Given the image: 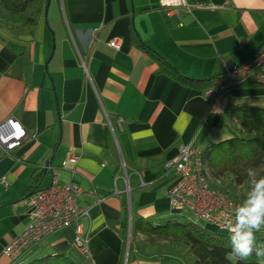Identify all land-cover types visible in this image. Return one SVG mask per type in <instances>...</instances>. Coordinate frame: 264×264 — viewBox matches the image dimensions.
Here are the masks:
<instances>
[{"label":"crops","instance_id":"obj_1","mask_svg":"<svg viewBox=\"0 0 264 264\" xmlns=\"http://www.w3.org/2000/svg\"><path fill=\"white\" fill-rule=\"evenodd\" d=\"M185 1L193 8L178 16L159 0H49L35 26L14 34L0 25V123L13 118L27 134L11 156L0 150V264H10L3 250L53 173L82 192L88 254L71 226L17 264L59 254L74 264H165L127 254L124 218L190 219L168 198L179 148L228 141L234 108L264 109V87L232 88L210 103L203 88L172 76L208 81L250 60L264 47V0ZM256 237L258 245L264 229Z\"/></svg>","mask_w":264,"mask_h":264},{"label":"built area","instance_id":"obj_2","mask_svg":"<svg viewBox=\"0 0 264 264\" xmlns=\"http://www.w3.org/2000/svg\"><path fill=\"white\" fill-rule=\"evenodd\" d=\"M159 6L178 16L182 12L189 13L193 8L185 0H159ZM108 46L118 49L116 42ZM246 82L264 84V47L239 67L225 71L205 94L209 99H214L222 84L235 86ZM26 139L25 130L15 119L8 118L0 123V150L4 155L11 156ZM202 152L191 144L179 148L177 160L171 165L177 181L168 192L170 206L176 211H187L191 221L204 223L212 229L211 232L230 238L229 219L238 205L208 187L202 172ZM69 162L75 164L77 159L70 157ZM81 196L82 192L75 184L62 185L57 174L53 173L49 185L28 199L31 211L29 222L3 250L10 264H17L47 237L71 226H76V249L82 255H87V240L82 237L78 224L81 218L88 216L87 208L78 207ZM89 196L93 197V194L89 193Z\"/></svg>","mask_w":264,"mask_h":264},{"label":"trees","instance_id":"obj_3","mask_svg":"<svg viewBox=\"0 0 264 264\" xmlns=\"http://www.w3.org/2000/svg\"><path fill=\"white\" fill-rule=\"evenodd\" d=\"M47 2L48 0H0V24H3L2 17H7L9 21H20L22 28L33 27L43 17L47 9ZM4 24L3 27H5ZM134 44L137 43L134 42ZM172 76L186 87L203 88L205 91L212 89L213 82L217 79L190 81L173 71ZM245 86L264 87V84L246 82L233 86L225 83L218 89V97L229 89ZM229 125L236 133V137L206 148L202 153V164L204 169V166L207 167L206 170L210 172L214 182L223 178L236 187L244 185V193L230 194L234 198V202L236 200L241 204L250 189L247 169H255L258 177L264 175V109L246 106L234 108L230 112ZM209 186L213 190H220L216 186L210 184ZM36 192L38 191H34L33 194ZM221 193L228 199L227 192L222 191ZM126 219L125 217V227H127ZM136 236H142L148 244H154V238L157 237L160 242L167 243L172 249L178 250L179 255L165 254L160 257L162 259H158L159 262L165 264H264V259H258L255 256L246 261L235 260L231 255L230 238L219 236L205 228L201 229L188 218L183 219L181 223L167 221L163 225L157 226L140 219L131 220L130 250L131 242H135ZM259 245H264V238L260 240ZM136 252L147 260L148 256H144L139 250ZM155 261L157 262V259ZM29 264L74 263L65 254H59L32 261Z\"/></svg>","mask_w":264,"mask_h":264},{"label":"clouds","instance_id":"obj_4","mask_svg":"<svg viewBox=\"0 0 264 264\" xmlns=\"http://www.w3.org/2000/svg\"><path fill=\"white\" fill-rule=\"evenodd\" d=\"M250 189L229 219L231 255L237 261L255 256L264 259V245H257L256 234L264 229V175L247 169Z\"/></svg>","mask_w":264,"mask_h":264},{"label":"rangeland","instance_id":"obj_5","mask_svg":"<svg viewBox=\"0 0 264 264\" xmlns=\"http://www.w3.org/2000/svg\"><path fill=\"white\" fill-rule=\"evenodd\" d=\"M43 16H45L43 14ZM42 18V17H41ZM40 18V19H41ZM2 23L5 25V27H3V24H0L2 25L3 29H5L7 32H10V33H14V34H18L20 33V31L22 29H25L26 27L22 28L20 25H21V22L18 21V20H15V21H12L7 18V17H2ZM9 21V22H8ZM206 93V91H205ZM218 94L214 97V99H209L208 97H206V94H205V97L207 98V100L212 103L214 102L217 98H218ZM189 145V144H187ZM192 145V144H191ZM194 146V145H193ZM196 147V146H195ZM202 150V149H201ZM203 151V150H202ZM203 153V152H202ZM203 165V164H202ZM205 169L203 168L202 170H204V178H205V181L208 185V187L210 188L209 184L212 186H216L218 188H220L219 191H216V190H213L211 189L212 191H215V192H218L220 194L223 195V193H221L222 191H225L229 194V196H226L228 199V201L232 202L233 204H236V205H240L236 200L234 202V198L232 197V195H230L231 193H236V194H240V193H244V185L241 186V187H236L233 183H229L228 181L226 182L225 179H220L218 182H214L211 175H210V172L207 169L206 166H204ZM203 172V171H202ZM209 182V184H208ZM225 195V194H224ZM225 197V196H224ZM181 220V221H180ZM174 222H182V219H179V220H173ZM195 224L200 227L201 229H204L205 228V224L200 222V221H195ZM153 225V224H152ZM154 226V225H153ZM127 231H126V235H128L127 237V240H126V249H127V254H130L132 252H135L137 253L136 251L139 250V252L141 251L143 253L144 256H148L147 259L149 260H153L155 261V259H161L160 257L162 256H165V254H168V255H179L180 253L178 252V250H174L171 248V246H169L167 243H162L160 242L159 238L155 237L154 238V241L155 243L154 244H148L144 238L142 236H136V240L135 242L133 241V243L131 242V250H130V224L127 225ZM219 236H223L225 237L224 235L222 234H218ZM174 253V254H173ZM138 254V253H137ZM179 264H183V263H179Z\"/></svg>","mask_w":264,"mask_h":264},{"label":"water","instance_id":"obj_6","mask_svg":"<svg viewBox=\"0 0 264 264\" xmlns=\"http://www.w3.org/2000/svg\"><path fill=\"white\" fill-rule=\"evenodd\" d=\"M48 3H49V0H48V2H47V6H48ZM44 15H46V10H45V13H44ZM234 70V69H233ZM232 71V70H231Z\"/></svg>","mask_w":264,"mask_h":264}]
</instances>
